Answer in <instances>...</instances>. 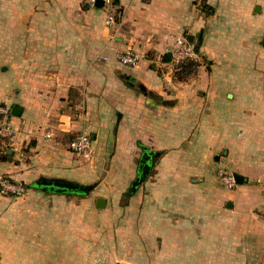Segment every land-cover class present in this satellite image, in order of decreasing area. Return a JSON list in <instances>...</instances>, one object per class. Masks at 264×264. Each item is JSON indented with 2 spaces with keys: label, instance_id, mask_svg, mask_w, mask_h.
<instances>
[{
  "label": "crops",
  "instance_id": "1",
  "mask_svg": "<svg viewBox=\"0 0 264 264\" xmlns=\"http://www.w3.org/2000/svg\"><path fill=\"white\" fill-rule=\"evenodd\" d=\"M114 3L90 8L86 0H0V106L10 110L15 130L0 140V173L27 188L19 198L0 193V264H81L86 243L110 244L99 233L83 234L84 210L104 218L110 207L80 203L129 196L144 149L157 156L138 187L146 216L139 229L155 235L132 238L128 222L122 246H160L170 251L161 253L165 260L177 264L264 262V224L243 221L252 210L210 206L194 222L186 210V183L194 186L189 191L200 190L215 145H227L231 95L190 92L195 83L162 69L194 63L170 57L179 36L214 55L241 53L247 39L261 44L264 0ZM109 14L116 27L108 25ZM224 30L234 45L224 44ZM127 49L139 55L134 67L119 61ZM83 132L94 148L90 159L68 148ZM42 177L95 187L88 195L54 193L34 185ZM104 253L100 260L115 261Z\"/></svg>",
  "mask_w": 264,
  "mask_h": 264
},
{
  "label": "rangeland",
  "instance_id": "2",
  "mask_svg": "<svg viewBox=\"0 0 264 264\" xmlns=\"http://www.w3.org/2000/svg\"><path fill=\"white\" fill-rule=\"evenodd\" d=\"M227 36L224 30V44L234 45ZM194 45L199 47L197 52L199 58L196 62L191 64L171 62L162 69L174 80L198 84L194 85L190 92L193 90L195 93H214L222 98L230 94L234 106L227 108L228 113L232 112V115L226 118L227 145H215V151L212 153H215L214 156H218V159L214 160L212 156L209 174L204 176L206 181L199 189L202 188L189 191L194 186L190 182L186 183L188 220L194 222L201 217L204 218L203 213L208 210L207 207H225L232 203L235 207L244 206L247 210H252L253 213L242 215L243 221L249 222L252 218L253 224L256 222L260 227V224H264V49L259 41L254 43L250 39L243 41L241 53L231 52L224 55L204 52L202 43L194 42ZM234 174L243 176L246 179L245 184L235 183L229 187L222 179L224 176L233 177ZM138 189L120 199L105 198L102 207L97 206L96 202L88 204L81 201L80 204L83 206L98 207L100 211L106 204L110 207L104 218L86 214L84 210V237L94 238L99 233V237L112 241L110 242L112 245L106 243L100 246L94 242L86 243L81 264H177L165 260L168 257L164 255H169L170 251L162 249L163 247L148 245L140 248L134 245L131 247L121 245V239L128 232V227L132 238L142 237L144 233L149 238H154L155 235L150 229H139L140 223H145L146 216L140 211L142 204L139 201ZM200 196L204 199L202 203L199 202ZM126 206L129 209H123ZM128 222L131 223L127 227ZM104 252L114 254L115 261L100 260ZM128 252L131 258L117 261L119 256L122 257ZM144 255L148 257L145 258Z\"/></svg>",
  "mask_w": 264,
  "mask_h": 264
},
{
  "label": "built area",
  "instance_id": "3",
  "mask_svg": "<svg viewBox=\"0 0 264 264\" xmlns=\"http://www.w3.org/2000/svg\"><path fill=\"white\" fill-rule=\"evenodd\" d=\"M98 0H86L90 8L96 7ZM102 1V8L112 7L114 0H100ZM107 23L110 27H116V19L114 15L109 14L107 17ZM173 61L177 62H196L199 58L198 53L194 46L184 36H179L176 39L175 47L169 53ZM122 65L128 67H134L139 61L138 53L133 49H127L118 56ZM10 110L6 107L0 106V140L11 139L15 135V130L10 122ZM46 139L50 138L49 134H46ZM69 150L77 158L90 159L94 154V148L90 140V136L83 132L77 135L69 144ZM221 176V175H220ZM229 187L235 185L234 176L222 178ZM27 188L21 182L12 180L9 176L0 173V193L4 196H11L15 198L25 196Z\"/></svg>",
  "mask_w": 264,
  "mask_h": 264
},
{
  "label": "water",
  "instance_id": "4",
  "mask_svg": "<svg viewBox=\"0 0 264 264\" xmlns=\"http://www.w3.org/2000/svg\"><path fill=\"white\" fill-rule=\"evenodd\" d=\"M96 7H102V1L98 0L96 2ZM262 47L264 48V39L262 41ZM18 108H14L12 110L13 114L16 115ZM154 153H150L144 149L143 155L140 160L138 174L131 185V189L128 191L129 193L134 191L138 188L147 178L149 171H150V161L156 157ZM218 159V157H216ZM235 183L237 185H241L243 180L242 177L234 174ZM34 185L39 188H44L49 190L50 192L54 193H73V194H80V195H88L92 192L95 185H82L76 182L66 181L62 179H48V178H40L38 179ZM104 201L102 199H98L96 205L102 207Z\"/></svg>",
  "mask_w": 264,
  "mask_h": 264
},
{
  "label": "trees",
  "instance_id": "5",
  "mask_svg": "<svg viewBox=\"0 0 264 264\" xmlns=\"http://www.w3.org/2000/svg\"><path fill=\"white\" fill-rule=\"evenodd\" d=\"M113 4H115V3H113Z\"/></svg>",
  "mask_w": 264,
  "mask_h": 264
}]
</instances>
